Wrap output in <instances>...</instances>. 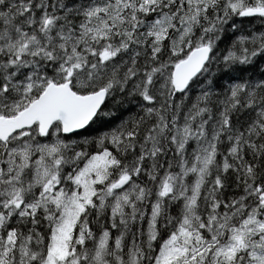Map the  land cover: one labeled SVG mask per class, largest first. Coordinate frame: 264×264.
I'll use <instances>...</instances> for the list:
<instances>
[{
  "label": "snow or ice",
  "instance_id": "snow-or-ice-1",
  "mask_svg": "<svg viewBox=\"0 0 264 264\" xmlns=\"http://www.w3.org/2000/svg\"><path fill=\"white\" fill-rule=\"evenodd\" d=\"M0 264H264V0H0Z\"/></svg>",
  "mask_w": 264,
  "mask_h": 264
}]
</instances>
